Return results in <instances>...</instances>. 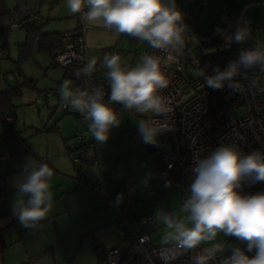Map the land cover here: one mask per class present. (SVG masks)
I'll return each mask as SVG.
<instances>
[{"label": "clouds", "instance_id": "obj_1", "mask_svg": "<svg viewBox=\"0 0 264 264\" xmlns=\"http://www.w3.org/2000/svg\"><path fill=\"white\" fill-rule=\"evenodd\" d=\"M68 10L80 14L90 25H100L114 35H129L160 52L180 53L190 36L183 13L175 0H66ZM250 30L238 28L226 43H243ZM104 66L109 81V94L100 87L73 88L70 80H64L58 94L66 107L78 112L88 122V131L99 144L106 142L111 129L121 123L113 104L122 105L148 119L138 121V132L145 144H155L158 134L169 129L167 123L152 119L173 111L161 94L168 80L162 70L165 63L161 56L143 55L134 67H122L121 57L104 56ZM97 60L89 59L76 75L91 77L96 71ZM264 72V45L243 49L235 60L221 70L213 68V75L200 69L207 87L222 90L225 85L234 91H243L240 80L248 79L249 70ZM252 87L257 80L250 81ZM264 91V89H260ZM192 171L195 177L189 186L181 214L161 211L157 222L163 225L162 242L171 245L170 252H186L198 248L203 242L215 241L218 234L232 236L246 242V249L232 247L231 255L220 264H264V192L241 195L242 183L264 181V152L244 154L234 144H221L204 158H197ZM22 182L17 184L18 196L13 211L25 227H34L53 208L51 180L53 168L47 162L28 158L24 165ZM168 186L167 184L165 185ZM26 197V199H25ZM119 199V198H118ZM226 245L215 243L210 249H202L194 257L195 264H210L225 251ZM255 251V255L247 253Z\"/></svg>", "mask_w": 264, "mask_h": 264}, {"label": "built area", "instance_id": "obj_2", "mask_svg": "<svg viewBox=\"0 0 264 264\" xmlns=\"http://www.w3.org/2000/svg\"><path fill=\"white\" fill-rule=\"evenodd\" d=\"M224 12V10H223ZM242 12L234 19L228 21L224 28H217L209 24L203 31V37H209L208 45L201 44L200 40L192 36L194 29L188 25L190 36L185 40V45L180 53H173L171 57L167 52L157 51L148 46L143 54L161 56L165 61L162 64L168 86L161 94L167 99L173 111L166 115L154 116L152 119L161 123H167L170 130L158 134L156 143L147 146V150L158 151L161 149L160 159L162 166L156 173V180L162 183L167 181H181L186 175L194 178V161L211 154L221 144H234L244 154L253 151L264 152V72L258 69L249 70L248 79L238 76L243 91H234L227 87L222 90H214L207 87L204 77L198 75L200 69H204L207 75H213V68L219 66L223 70L230 61L235 60L240 51L234 42L226 43V37L232 35V30L245 27ZM78 26L76 29L61 34L62 44L60 50L54 54L52 61L66 69L75 65L78 70L87 62V48L85 33L89 25L82 20L80 14H76ZM27 23H37L40 18L33 15L26 19ZM24 20L14 15L8 30L23 27ZM196 43L200 52H195L191 44ZM104 56L115 54L113 49L106 48ZM13 78L12 74L6 76L7 80ZM77 81H72L73 88L91 89L100 87L105 92L107 101L109 84L104 70L96 66V71L91 77L77 76ZM255 78L257 86L252 87L250 81ZM60 87L41 92L45 98H55L58 112L73 116L84 124L83 130L75 136V142L67 146V152L72 162H88L92 165H100L97 155L86 159L88 150L97 152L98 146L107 142L116 143L117 138L111 136L102 144H99L88 131V122L78 112L66 107L58 94ZM36 99L35 103L40 104ZM149 114L145 119L150 118ZM0 120L13 123L10 115L1 116ZM167 143V150H162V143ZM35 159L47 162L45 157L38 156L35 152L30 153ZM8 154H0V160H7ZM24 169V168H23ZM105 182L111 179L107 175L103 177ZM104 182V183H105ZM111 182V181H110ZM109 182V183H110ZM81 185L86 190H92V185L84 177H81ZM122 183L113 184L109 187L105 184V201L112 205L117 213V235L124 241L121 247H112L105 252L102 264H195L194 257L201 254L202 249H210L212 246L200 245L198 248L186 252H170L171 245L153 244L150 240L149 231L154 230V221L151 212H141L134 216V221L129 219L130 207L141 202L133 197L114 199L112 193L121 191ZM241 195H254L264 192V181L252 183L246 180L238 190ZM158 190L156 195H161ZM155 196H152L153 199ZM231 243L225 251L218 255L210 264H220V261L231 255L232 247L246 249V242L232 236H226ZM250 257L255 251L247 253Z\"/></svg>", "mask_w": 264, "mask_h": 264}, {"label": "crops", "instance_id": "obj_3", "mask_svg": "<svg viewBox=\"0 0 264 264\" xmlns=\"http://www.w3.org/2000/svg\"><path fill=\"white\" fill-rule=\"evenodd\" d=\"M179 1L186 5L184 11H182L183 8L178 7L183 13L184 23L192 26L194 32L203 33L207 23L200 29L195 16L187 17L186 10H190L193 1L196 0ZM223 4L228 6V10L223 9ZM223 4H215V6L219 7L222 14L229 15L226 23L242 12L245 27L250 28L251 21L256 19L257 26L260 24L261 28H264V0H223ZM212 5L214 2L209 0L205 8ZM14 15H18L22 19H31L33 15H38L40 23L45 22L47 33L61 35L66 31L76 29L78 26L76 14L68 10L66 0H57L52 5L47 2L38 5L37 0H0V30H6L7 33L17 30H8ZM88 25L89 28L85 33L87 61L95 58L97 60L96 66L104 70L105 74L109 71L103 63V50L106 48L113 49L115 54L121 57L122 67L130 68L138 64L144 50L149 46L146 41L142 42L126 34L116 36L103 26ZM214 26L221 29L225 27ZM192 36L196 37L195 35ZM205 40V45L211 41L209 37H206ZM106 78L108 81L107 76ZM40 95L42 94L40 93ZM50 99L44 97L43 100L40 99V104L44 101V104L48 105ZM117 105L120 104H113L112 107ZM55 109L58 112L57 105H55ZM0 122L2 123L1 120ZM60 134L64 137L63 139L70 136L67 131H61ZM2 142L7 148L4 154H9L6 143L3 140ZM103 145L98 146L97 152L88 150L86 158L95 155L98 157V150ZM147 146L144 148L145 151L149 154L153 153L152 150H147ZM0 149H3L2 145H0ZM22 162H25L24 157L19 156H10L7 160H0V264H99L96 250L103 256L108 249L124 245V241L117 235L118 213L116 209L104 201L105 197L99 193H88L80 185V175L86 178L84 166L74 165L73 176L66 175V178L62 177L59 166H55V164L49 166L54 171L52 180H56L51 185L53 208L34 227L23 226L13 211L14 202L19 194L17 184L22 182L24 176ZM81 164L92 165L87 161L81 162ZM101 175L105 176L104 173ZM122 187L123 184L121 191L114 193L120 195ZM118 198L123 199L125 197ZM135 199L141 202L145 201L139 197ZM71 207H76V210L72 211L73 213H70ZM140 213L141 210L138 212L131 211L129 219L134 221V216ZM151 231L154 230L149 231V236ZM110 233L116 235L118 239H114ZM150 240L152 242L151 236Z\"/></svg>", "mask_w": 264, "mask_h": 264}, {"label": "rangeland", "instance_id": "obj_4", "mask_svg": "<svg viewBox=\"0 0 264 264\" xmlns=\"http://www.w3.org/2000/svg\"><path fill=\"white\" fill-rule=\"evenodd\" d=\"M175 2L177 7L183 8L182 11L186 9V5L182 1ZM208 2L209 0L193 1L191 9L186 10L187 17L195 16L200 29L206 23L207 26L210 23L219 27L225 26L229 15L222 14L217 5L205 8ZM36 24L37 26L41 25L42 33H47L45 22L40 23L39 21ZM248 29L250 35L254 34L255 43L264 45V28H261L259 24V26ZM235 31L232 30V34ZM192 35L199 38L202 46L205 44L206 40L201 32L195 31L192 32ZM25 40L26 31L24 28L11 31L7 33L5 38H0V90L8 88H16L17 90L16 93L10 95L13 128L25 138L26 145L31 152H36L38 156L45 157L49 166H53L52 164L59 166L63 178H66V175L73 176L74 163L68 155L67 146L75 142V134L77 131L78 133L81 132L84 124L73 116H63L58 113L53 97L49 100L48 105H45L44 101L41 104L35 103L36 99H44L40 95L42 91L60 87L64 80L65 69L54 65L51 54L40 48L37 40L30 46V57L19 61V45ZM244 42H234L239 51L242 50ZM191 48L195 52H200L196 43H192ZM9 73L14 76L12 80H6ZM26 80H32V83H25ZM118 115L121 123L118 127L111 129L109 134V137L117 138L116 143L107 142L98 150L101 165H82L81 162H78L76 166L86 168V175L84 176L93 187L92 191L85 190L88 193H99L105 197V184L110 189L111 185L122 183V193L120 195L111 194L115 200L118 197H139L141 200H145L140 204L131 206L130 210L151 212L155 227L154 231L150 232L152 242L164 244L162 242L164 228L163 225L158 224L157 214L161 211L181 214V207L190 194L189 186L194 178L186 175L183 180L177 182L162 183L157 181L155 174L157 169L162 166L161 149L149 154L144 148L147 145L152 146V144H145L138 132V121L147 116H141L134 111L124 109H121ZM35 130L40 132H35ZM61 131L69 132V138L63 139L64 137L60 134ZM3 132V124L0 122V145L3 146V149H0V154L2 155L7 151L2 142L1 135ZM162 150H167L166 142L162 143ZM23 157L25 162H22V168H24L29 157L35 159L30 153ZM102 173L111 179L110 183L103 181ZM55 182L56 180H52L51 185ZM79 182L81 185V180ZM160 189L162 190L161 195H156ZM152 196L155 197L151 199ZM70 209V213H73L72 211H75L76 207ZM114 215L116 214L114 213ZM111 236L118 239L116 235L111 234ZM221 242L228 249L230 248L231 243L227 241L223 233L218 234L215 241L203 242L201 245L212 246Z\"/></svg>", "mask_w": 264, "mask_h": 264}, {"label": "trees", "instance_id": "obj_5", "mask_svg": "<svg viewBox=\"0 0 264 264\" xmlns=\"http://www.w3.org/2000/svg\"><path fill=\"white\" fill-rule=\"evenodd\" d=\"M37 1H38V5L43 4L44 2L49 3V5H52L57 0H50V1L49 0H37ZM212 1L214 2V5L221 4V3L223 4V0H212ZM223 5H224L223 9L228 10V6H226L225 4ZM23 20L25 23L23 24L22 28H24L26 31V40L21 45H19V48H20V58H19L20 60L19 61L26 60L30 57V46L36 40L39 44V47L44 50H47L51 54V58H53L54 54H56L60 50L61 40H62L61 35L57 33H42L41 27H40L41 25L37 26L36 23L29 24L27 23L26 19H23ZM249 26L251 28L256 27L257 20L253 19ZM6 35H7L6 30H0V38H5ZM210 43H214V42H210ZM255 46H256V43L254 41V34L252 33L250 37L245 40L242 50L248 49V48H254ZM77 71H78L77 66L75 65L68 66L65 69L64 80L69 79L71 81H77L78 79L76 75ZM25 83H32V80H26ZM16 91H17L16 88H10V89L8 88L5 90H0V115L1 116L10 115L12 117L11 113L13 112V110H12V104L10 102V95H12L13 93H16ZM121 109H123L122 105H117L114 107V110L117 111V113ZM60 114H62L63 116H68L63 113H60ZM2 124L4 128V132L1 135V137L8 147L9 157L10 156L23 157L25 154L31 153V150L26 145L25 138H23L20 135V132L16 131L13 128V123H6L2 121ZM35 132H40V131L35 130ZM77 133L75 134V136L77 135ZM158 167L159 166H157V168ZM160 168L161 167H159V169H157L156 172H159ZM80 177L82 176L80 175ZM96 254L98 255L99 264H102L104 262L105 253L102 256V254H100L96 250Z\"/></svg>", "mask_w": 264, "mask_h": 264}]
</instances>
